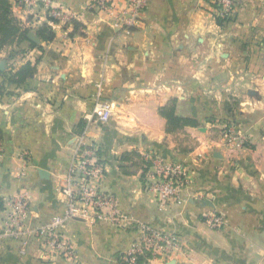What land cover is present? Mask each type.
I'll return each instance as SVG.
<instances>
[{
    "label": "crops",
    "instance_id": "0c3cea01",
    "mask_svg": "<svg viewBox=\"0 0 264 264\" xmlns=\"http://www.w3.org/2000/svg\"><path fill=\"white\" fill-rule=\"evenodd\" d=\"M92 1L22 8L11 0L23 22L33 15L29 34L42 48L13 63L0 53L4 68L39 59L27 90L10 86L17 94L0 97V218L16 194L28 198V229L63 214L70 165L77 148L90 145L103 166L91 186L111 194L114 207L102 219L65 222L75 260H44L30 236L24 243L3 235L0 264H120L140 224L180 242L176 257L146 264H264V0H234L224 25L206 0H149L131 32L107 12L86 10ZM46 2L72 12L82 28L72 34V24L48 21ZM44 22L55 33L48 43L34 30ZM97 98L115 102L106 123L88 117ZM173 98L175 113L198 127L165 132L158 109ZM131 151L186 167L178 200L160 203L150 189L155 161L144 173L122 172L129 164L121 155ZM211 214L224 225L212 228Z\"/></svg>",
    "mask_w": 264,
    "mask_h": 264
},
{
    "label": "built area",
    "instance_id": "2783aa9c",
    "mask_svg": "<svg viewBox=\"0 0 264 264\" xmlns=\"http://www.w3.org/2000/svg\"><path fill=\"white\" fill-rule=\"evenodd\" d=\"M15 5L29 8L39 0H13ZM119 1L125 3L121 8ZM220 18L232 17L235 12L234 0H208ZM149 0H93L87 9L107 12L112 15L119 26H133L139 16L145 11ZM49 7V2H46ZM49 14L59 21L71 22L72 12L60 7H49ZM113 103L109 100L97 98L91 113L99 122L106 123L112 115ZM3 156V146L0 139V162ZM149 159V156L146 157ZM145 159V160H146ZM152 165L154 161L150 157ZM156 179L150 184L160 203L174 202L179 199L180 191L187 181V169L183 164L155 161ZM103 176V166L97 146H80L74 159L61 192L66 196V209L61 215L52 216L45 224L34 229L26 228V219L30 212L28 198L24 194H16L6 202L3 216L0 218V236H10L15 240L27 242L30 236L37 251L44 260H75V250L68 240L62 227L65 222L87 216L102 219L103 211L114 207V197L102 193L91 186L93 180ZM207 223L212 228L224 225V218L219 214H211ZM136 238L122 254L120 264H146L151 260L166 261L176 257L180 252V242L177 236L155 226L140 224L136 228ZM24 253V251H21Z\"/></svg>",
    "mask_w": 264,
    "mask_h": 264
},
{
    "label": "trees",
    "instance_id": "16d2710c",
    "mask_svg": "<svg viewBox=\"0 0 264 264\" xmlns=\"http://www.w3.org/2000/svg\"><path fill=\"white\" fill-rule=\"evenodd\" d=\"M220 17L216 18L219 25H224ZM232 20L231 17L226 21ZM48 21L57 22L56 18L48 16ZM73 33H76L82 28L80 22L76 19L72 20ZM35 33L38 38L44 43L52 41L55 37V33L51 26L46 22L41 23L35 29ZM30 28L25 26L24 23L18 19L12 10L11 0H0V53L3 49L11 46L21 48L23 43H27V48L20 49V53L27 54L30 49L38 48L42 46L36 44L28 37ZM19 53V51H18ZM39 59L28 60L20 66L8 65L4 69H0V97L10 94H17L16 91L10 90V86L14 88L27 90L29 88L28 81L36 72V67ZM176 99H170L164 106L158 109V114L165 119V132L168 134H175L185 127H198V122L189 117L179 116L175 113ZM121 161L128 163V166H120L122 172L125 174L133 173L136 169L142 168L143 173L146 168L149 167L150 162H145L141 154L136 151L125 152L121 155ZM148 165H145V164ZM3 209V200L0 198V212Z\"/></svg>",
    "mask_w": 264,
    "mask_h": 264
},
{
    "label": "rangeland",
    "instance_id": "374dc122",
    "mask_svg": "<svg viewBox=\"0 0 264 264\" xmlns=\"http://www.w3.org/2000/svg\"><path fill=\"white\" fill-rule=\"evenodd\" d=\"M14 2V1H13ZM125 6V5H124ZM209 7L210 8V6H212L209 2H208V0H206V7ZM121 8H125V7H122V6H120ZM86 10H88V11H90L89 9H86ZM49 12H50V9L48 10ZM210 11V13H211V15H212V18L216 21V18L217 17H219L218 15H217V11L213 8H211V10H209ZM92 12H96L95 10L93 11L92 10ZM98 12H100L99 10H98ZM13 14H14V12H13ZM28 14V16L27 17H25V20H26V22H23L20 18H18L15 14V16L18 18V19H20L23 23H24V25L25 26H29L27 23H28V21L30 20V21H32V19H33V15L32 16H29L30 15V13H27ZM73 14V13H72ZM143 14V13H142ZM142 14L139 16V18L137 19V23L135 24V25H133V26H120L121 27V29H124V30H126V31H129V32H131L134 28L136 29L137 27H141V23H140V18L141 17H143L142 16ZM49 16H51L50 14H49ZM73 16H75L74 14H73ZM111 17H112V15H110ZM73 19H76V18H72V20ZM222 19V18H221ZM231 19H232V17H231ZM72 20H71V22H65L63 25H73V23H72ZM227 19L226 18H223V22H224V24H228V23H230L232 20H229V21H226ZM113 21H114V23L116 24V25H118L117 23H116V21H115V19H113ZM57 22H59V20L57 21ZM216 23H217V21H216ZM218 24V23H217ZM119 26V25H118ZM20 48V47H19ZM19 48H17L16 46H11V47H7V48H5V49H3L2 50V52H1V54H4V55H6L7 57V61H11L12 63L15 61V59H17V58H19L20 56H22V54L20 53V49H23V48H27V46H24V45H22L21 46V48L19 49ZM18 51H19V53H18ZM9 64V65H12L13 66V64ZM4 69V68H3ZM110 101V100H109ZM113 102V101H112ZM113 105L115 106V102H113ZM114 106H113V108H114ZM113 110V109H112ZM228 127L227 126H225V127H223V130L222 131H224V133L225 132H227V129ZM147 156H145L144 158H146ZM156 158H154V157H152V161L153 160H155ZM145 162H150V157H149V159H146V161ZM164 162H166V161H164ZM145 164V165H148V164ZM172 163V162H171ZM175 235V234H174ZM176 236V235H175ZM181 252V251H180Z\"/></svg>",
    "mask_w": 264,
    "mask_h": 264
},
{
    "label": "water",
    "instance_id": "95a60500",
    "mask_svg": "<svg viewBox=\"0 0 264 264\" xmlns=\"http://www.w3.org/2000/svg\"><path fill=\"white\" fill-rule=\"evenodd\" d=\"M28 37L31 39V40H36L31 34H28ZM4 63L2 62V63H0V69H3L4 68ZM95 116V115H94ZM45 171H43V170H41V172H40V175L41 174H43V175H45V177H46V172L44 173Z\"/></svg>",
    "mask_w": 264,
    "mask_h": 264
}]
</instances>
